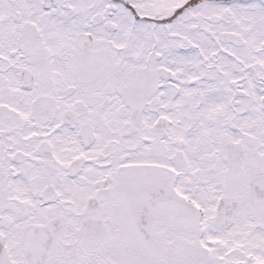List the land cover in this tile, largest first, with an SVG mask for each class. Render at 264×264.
I'll use <instances>...</instances> for the list:
<instances>
[{
  "label": "snow or ice",
  "instance_id": "obj_1",
  "mask_svg": "<svg viewBox=\"0 0 264 264\" xmlns=\"http://www.w3.org/2000/svg\"><path fill=\"white\" fill-rule=\"evenodd\" d=\"M0 264H264V0H0Z\"/></svg>",
  "mask_w": 264,
  "mask_h": 264
}]
</instances>
